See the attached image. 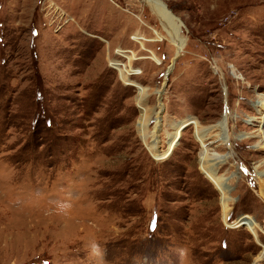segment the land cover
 Here are the masks:
<instances>
[{"label":"rangeland","instance_id":"rangeland-1","mask_svg":"<svg viewBox=\"0 0 264 264\" xmlns=\"http://www.w3.org/2000/svg\"><path fill=\"white\" fill-rule=\"evenodd\" d=\"M159 1L178 31L144 0H0V264H264V0ZM189 118L225 200L194 124L147 150Z\"/></svg>","mask_w":264,"mask_h":264},{"label":"bare ground","instance_id":"bare-ground-1","mask_svg":"<svg viewBox=\"0 0 264 264\" xmlns=\"http://www.w3.org/2000/svg\"><path fill=\"white\" fill-rule=\"evenodd\" d=\"M152 9V11L161 19V21H163L164 23H167L168 25H172L174 26L173 28H175L176 31H178V23H177V19H175L169 12V10H167L164 5L159 1V0H144ZM172 30V29H171ZM170 34V41L174 44L175 47V53L179 54L183 48H184V39L181 38L179 35L176 34H172V32H169ZM172 34V35H171ZM137 38V37H134ZM139 39V37H138ZM118 51V50H117ZM120 52V51H118ZM152 60H157L155 59V57H152ZM158 61V60H157ZM156 61V62H157ZM110 65H112L114 68H118V66L121 65L120 62H111ZM122 70V69H121ZM120 71V70H119ZM123 71V70H122ZM138 71H133V73H137ZM122 72L120 71V74ZM125 76V75H124ZM126 84H133L130 82H127ZM136 86L139 90H142V87L138 86V85H134ZM137 102H138V107L141 110V116H142V120L139 123V130L142 136V139H144V141L147 140V137H151L154 134H157V128L160 125V119L158 120L157 118V113L158 111H154L149 113L147 110V107L144 106L140 101L142 99H144L143 94L139 93L137 96ZM259 101V100H258ZM260 103L264 104V101H261ZM159 106V105H158ZM154 115V116H152ZM152 116V117H151ZM226 116L225 115L222 124L224 126L225 124V120H226ZM151 118L156 119V124L154 126L153 131H151L152 135H148L146 133V129L145 126L147 125V123L149 122V120ZM190 124H194L196 126L197 132L195 133V137L196 140L201 142V155L202 157H200L199 162H200V170L202 172H204V175L215 185V187L218 189L219 193H220V198L221 200H225L228 197V191L230 190L231 186L229 184V181L232 180L233 178H236V174H229L228 176L222 177L219 175H216L213 170L216 169V166L220 167L222 164H224L226 162V160L228 159L229 155L228 154H214L211 155L209 154L210 158H206V152H207V138L209 137L208 132L203 133L202 131L198 130V122L194 119V118H189L185 121H183L182 123L179 124L177 130L167 133L166 138L169 140L167 142V149L164 151V153L160 156L157 153V147H158V142L159 140H157L155 137L154 138H150V144L146 143V147L147 150L151 153L152 157L156 160H161V159H165L169 156L170 153H172L173 149L175 148L176 144L179 141L180 136L182 135V131L183 129L190 125ZM220 128L219 130H224V127H216L214 129ZM209 132H213V131H209ZM215 135L213 133L210 134V136ZM219 136H221L220 134H218ZM215 135V136H218ZM213 137V136H212ZM220 139V138H219ZM218 140V139H217ZM216 141V140H215ZM219 141L224 142V139H220ZM228 144V142H226ZM264 146V145H263ZM256 178H257V184H258V189H257V194L260 196V198L262 199V201L264 202V171H260L258 173H256ZM222 204V211H223V219H226V217L228 216L229 210L230 208L226 207V205L223 203V201L221 202ZM247 220L245 221L244 219ZM252 218L250 216H241L239 219H237L234 223L233 226H231V228H235V227H240V226H244L246 224V226L252 231L251 233H253L255 235L256 238L257 237V230H259V225L255 222L251 220ZM262 259H264V248L263 250L257 255L255 262L257 263L259 261H261Z\"/></svg>","mask_w":264,"mask_h":264},{"label":"clouds","instance_id":"clouds-1","mask_svg":"<svg viewBox=\"0 0 264 264\" xmlns=\"http://www.w3.org/2000/svg\"><path fill=\"white\" fill-rule=\"evenodd\" d=\"M98 248H99V245H98V244L93 245V250H94V251L97 250Z\"/></svg>","mask_w":264,"mask_h":264}]
</instances>
